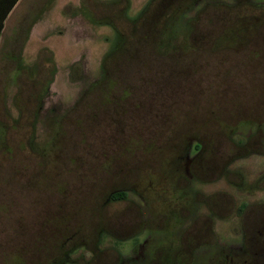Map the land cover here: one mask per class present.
Segmentation results:
<instances>
[{
    "label": "rangeland",
    "instance_id": "obj_1",
    "mask_svg": "<svg viewBox=\"0 0 264 264\" xmlns=\"http://www.w3.org/2000/svg\"><path fill=\"white\" fill-rule=\"evenodd\" d=\"M151 1L22 0L7 22L0 264L248 258L245 226L264 211V143L246 157L236 147L264 139V0H199L180 10L146 43L154 67L134 70L156 82L168 67L188 68V78L169 93L140 89L111 126L115 109L99 108L95 89L120 33ZM202 145L211 163L198 157ZM121 191L124 200L113 194Z\"/></svg>",
    "mask_w": 264,
    "mask_h": 264
},
{
    "label": "trees",
    "instance_id": "obj_2",
    "mask_svg": "<svg viewBox=\"0 0 264 264\" xmlns=\"http://www.w3.org/2000/svg\"><path fill=\"white\" fill-rule=\"evenodd\" d=\"M19 1L20 0H0V36L4 31L6 20ZM197 1L199 0H152L138 19L130 21V32L120 33V44L107 57L105 62L106 74L101 85L95 89L96 92L98 91L104 96L99 100L97 106L99 108H105L107 111H109L110 108L115 109L114 113L111 115L109 114L107 118L111 126H117L119 124L113 120L117 119L118 114L125 109L123 107L126 103L128 104L132 100H137L139 98L140 89L144 91L150 88L158 94L160 92L169 93L172 92V89H179V81L181 82L188 78L190 73L188 68L187 70H185V68L183 70H169L168 67V69L163 71V73L161 72V74L156 77L158 81L155 82L154 80L156 79L152 78L153 76L149 75L150 77L147 78L142 72H138L136 69L134 70V67L142 65L150 69L154 67L151 66V63L144 57L147 52L146 43L150 44L158 32L159 34L166 33L178 12ZM238 1L240 4L242 2H247V0ZM220 6L221 5H216L215 7L218 9L223 7L226 8L224 5ZM250 6L254 7L253 5ZM233 8L234 7H230V9ZM257 9L264 12V7L262 6H259ZM160 62L162 63L161 66L165 63L162 59ZM134 72L137 73L135 74L136 77L130 81ZM263 141L264 139L255 140L254 142H248L244 145L237 146V154L242 155L241 157H246L249 153L253 152L251 151L252 149L254 150L252 147H257L259 145L258 142L263 144ZM201 147L198 157L207 160L206 162L209 163L210 160L204 157L208 156L210 148L205 145ZM214 158L215 154L213 153L211 161H214ZM201 159L198 160L201 161ZM211 169L213 170V165L212 167L205 166L204 170L210 171ZM113 194L116 195L119 200L125 199V193H123V191ZM247 208L248 207L245 205L242 206L241 213L244 214L243 217H248L247 215L250 213V211L247 212ZM259 214L263 217L261 223L245 226L244 250L248 258L245 262L238 261L235 264H264V211L259 212Z\"/></svg>",
    "mask_w": 264,
    "mask_h": 264
},
{
    "label": "crops",
    "instance_id": "obj_3",
    "mask_svg": "<svg viewBox=\"0 0 264 264\" xmlns=\"http://www.w3.org/2000/svg\"><path fill=\"white\" fill-rule=\"evenodd\" d=\"M21 3H22V0H20V1L18 2V4L16 5V7L13 9V11H12L11 14L9 15L8 19L6 20L5 27H6L7 22H8L9 19L14 15L15 11L18 9V7L20 6ZM4 29H5V28H4Z\"/></svg>",
    "mask_w": 264,
    "mask_h": 264
}]
</instances>
